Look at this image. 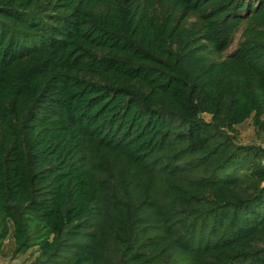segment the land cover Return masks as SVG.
I'll use <instances>...</instances> for the list:
<instances>
[{
    "label": "trees",
    "instance_id": "trees-1",
    "mask_svg": "<svg viewBox=\"0 0 264 264\" xmlns=\"http://www.w3.org/2000/svg\"><path fill=\"white\" fill-rule=\"evenodd\" d=\"M247 120L264 135V0H0V250L264 264Z\"/></svg>",
    "mask_w": 264,
    "mask_h": 264
},
{
    "label": "rangeland",
    "instance_id": "rangeland-1",
    "mask_svg": "<svg viewBox=\"0 0 264 264\" xmlns=\"http://www.w3.org/2000/svg\"><path fill=\"white\" fill-rule=\"evenodd\" d=\"M239 41L240 32L237 31L229 47V51L234 49L238 45ZM236 128V138L239 143L256 144L264 147V135L260 132H257L249 120L245 121ZM11 248L12 241L7 240L0 250V264H29L35 256V253L30 254V251L20 252L18 255L12 256Z\"/></svg>",
    "mask_w": 264,
    "mask_h": 264
}]
</instances>
